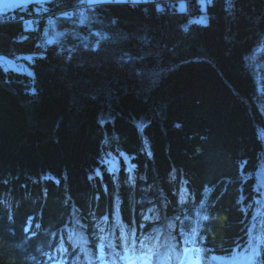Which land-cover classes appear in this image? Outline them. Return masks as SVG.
<instances>
[{
    "label": "trees",
    "instance_id": "16d2710c",
    "mask_svg": "<svg viewBox=\"0 0 264 264\" xmlns=\"http://www.w3.org/2000/svg\"><path fill=\"white\" fill-rule=\"evenodd\" d=\"M178 1L109 0L79 25L0 22V56H32L27 71L0 65V264H41L44 248L67 264L78 235L100 259L113 240L105 227H119L113 212L131 238H151L155 189L178 185L186 203L171 196L162 213L178 234L191 220L204 259L238 264L253 250L264 264V109L253 67L264 59V46L254 52L264 43V0L204 9ZM160 168L172 177L155 180Z\"/></svg>",
    "mask_w": 264,
    "mask_h": 264
},
{
    "label": "rangeland",
    "instance_id": "374dc122",
    "mask_svg": "<svg viewBox=\"0 0 264 264\" xmlns=\"http://www.w3.org/2000/svg\"><path fill=\"white\" fill-rule=\"evenodd\" d=\"M45 1L46 0H43L41 2L43 4H35L33 6H28V3H30V2H36V3H39V2L38 1H31V0H0V22H17L21 25L23 30H28V29L36 28L41 22H46V23L51 24V23L58 22L59 18H62V17L63 18H70V17H72V22H74L75 25H79L80 23H83L84 21L91 20L92 15H93L91 13V11H92L91 7H93L96 4L102 3V2H107L109 0H82L81 4H76V5L65 7V8H50L46 5H44ZM116 1H122V0H116ZM125 1H127L129 3L138 2L136 0H125ZM157 1H162V2L167 1L168 2L169 0H157ZM195 1L200 4L202 9H204L205 4L208 3L210 0H195ZM184 5H186V0H179L178 1L179 7H181V6L184 7ZM199 19L201 21H204V19L202 17H200ZM52 25H51V27L53 28ZM55 26L57 27V25H55ZM17 36H18V38H22V33L18 32ZM49 38L47 37V39H49V40H52V38L54 39V37H51V36ZM93 45H96L95 41H94ZM263 46H264V43H261V42L258 43L254 52L255 53L259 52L260 50H262L261 48ZM31 57H32L31 55H18V56H14L13 58H6L3 56H0V65H2V67L5 69L12 68V69H16V70H26L27 71L28 68H27L26 60H29ZM253 67H254V69L257 70V75L255 78V82H256L255 86H256L257 94L260 96V98L257 96L258 100L256 98V101H258L260 103V106L264 109V59L258 60V61L255 60ZM253 122L254 121H252V124L254 125ZM122 132H123V129H121V131H120L121 136H123ZM138 138H139V136H138ZM191 139H193V138H191ZM171 141L176 146V148H178L181 145V141L178 138H173V139H171ZM146 158L149 159V156H147ZM122 161H123V164L125 167L124 168L125 171H127V169L130 170L131 166H129V164H127V162H125V160H122ZM125 165H127V166H125ZM109 169L110 168H109V166H107V164L104 165V171H106V173H111ZM150 169H152V168L150 167ZM160 172L161 173L159 174L158 170H157L155 180L156 179L157 180L161 179V181L164 180L162 178L164 175L167 179H170L172 177V173L169 175L166 172L164 173L163 168L162 169L160 168ZM140 173L142 175L143 171H140ZM94 176L97 177L98 181H99V179L101 180V178H102L100 171L99 172L95 171ZM139 176H140V174H139ZM44 180L45 179L43 178L42 182ZM128 180H132V178H130V176H128ZM21 187H22V184H21ZM187 190L188 189H186L185 187L179 186V185H178V188H175V189H173L172 187H169L168 189H166L167 193L164 190H160L158 188L155 189L156 193L154 195V198H155L154 201L156 202L155 203L156 206L160 205L159 206L160 208L157 209V213L151 212L150 215L145 214V218H146L147 222L148 223L150 222L151 224H153V221H154L153 219L157 218V219H159V221L156 222V225H153V227H151V229L149 231H147L146 234L158 236V234L161 232L162 228L163 229L166 228V230H170L173 228V225H176V223L174 222L175 218H172V222H170L168 224V222L171 220V218L166 216V215H163L162 212H163V209L165 208V204L168 205V203L170 202L169 200H170L171 196L175 199V201L177 203L179 202V203L185 204L186 203L185 199L187 197ZM32 191L35 192L36 190H32ZM20 193L22 195H24L22 190L21 191L19 190V194ZM21 194H20V196H21ZM35 195L33 197H36ZM261 196L263 198L264 194H261ZM2 202H4V201H2ZM7 205H8V203H7ZM151 206H152V204L147 205V207H151ZM89 210H92V209H89ZM129 214L132 215L130 212H129ZM112 216L115 219V221L117 222V224L119 223L118 229H117V227L113 226L112 224H110L108 227L106 226L105 228H110L112 230L111 232L119 235L121 238H126L128 235H130L132 230H130V229L127 230L126 224L124 222H122V224H121V220L118 219L119 217L115 215V212L112 213ZM164 216H166V217H164ZM173 219H174V221H173ZM143 220H145V219L143 218ZM133 223L134 222L132 221V223H130V224H133ZM94 225H96V224H94ZM129 227H131V226H129ZM161 235H162V232L159 235V239H162ZM168 238H170L171 240L174 239V238H171L169 236H168ZM171 247H173V245L171 246V243H169L167 246H165V243L158 242L156 244L157 249H155L157 251L151 254L150 263L156 264V262H157V264H166L165 259H169L170 262H173L174 259H179L178 258L179 253H176L175 250H173ZM161 255L165 259L163 258L161 262L156 261L159 257H161ZM211 258L213 260H216L217 262H222L216 256H212Z\"/></svg>",
    "mask_w": 264,
    "mask_h": 264
},
{
    "label": "bare ground",
    "instance_id": "6f19581e",
    "mask_svg": "<svg viewBox=\"0 0 264 264\" xmlns=\"http://www.w3.org/2000/svg\"><path fill=\"white\" fill-rule=\"evenodd\" d=\"M119 165H116V168L118 167ZM117 171H119V169H117ZM166 221V220H165ZM172 221V219L170 220V222ZM28 229V228H27ZM182 234H184L185 232H180ZM175 238H178V241L177 242H181L183 243V238L182 236H180L179 234L177 233H172ZM93 235V238L97 240V237L99 236V234L96 232ZM113 237V236H112ZM72 238V237H71ZM78 245L77 246V250L75 251H70V250H65L64 251V254H65V257H69L67 258L68 260H65V262L67 264H102V261H103V255L100 259H97L98 258V254H95L94 251L90 249H87L86 247H89V246H85L86 244H84V241H82V239L84 240V237L78 235ZM90 238H91V234H90ZM103 239H105V241H108V239L105 237H103ZM71 240V239H70ZM73 240V238H72ZM90 239H87V241H89ZM86 241V242H87ZM111 244H114V245H118L119 242L118 241H114V238L112 240L111 238ZM77 241H74V243H76ZM45 251L46 249H42V252L40 253V255H44V257L41 259V264H45V260L47 258V256L45 255ZM102 251H104V249H102L99 253H102ZM76 253V254H75ZM75 254V255H74ZM50 257H48V264H59V261H60V257L57 256V258H54L53 255H48ZM52 256V257H51ZM40 257L39 255L36 256V258ZM73 259V260H72ZM106 260H110V256H106Z\"/></svg>",
    "mask_w": 264,
    "mask_h": 264
},
{
    "label": "snow or ice",
    "instance_id": "6c2138e0",
    "mask_svg": "<svg viewBox=\"0 0 264 264\" xmlns=\"http://www.w3.org/2000/svg\"><path fill=\"white\" fill-rule=\"evenodd\" d=\"M129 264H135V262L134 261H129ZM144 264H148V262L145 261Z\"/></svg>",
    "mask_w": 264,
    "mask_h": 264
},
{
    "label": "crops",
    "instance_id": "0c3cea01",
    "mask_svg": "<svg viewBox=\"0 0 264 264\" xmlns=\"http://www.w3.org/2000/svg\"><path fill=\"white\" fill-rule=\"evenodd\" d=\"M31 1H38L39 3H41L43 0H31ZM136 1H141V0H136Z\"/></svg>",
    "mask_w": 264,
    "mask_h": 264
}]
</instances>
